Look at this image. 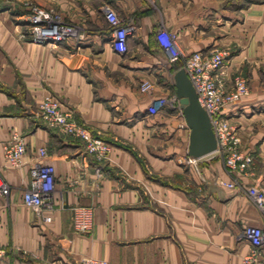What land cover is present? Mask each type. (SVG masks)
I'll list each match as a JSON object with an SVG mask.
<instances>
[{
    "label": "crops",
    "instance_id": "obj_1",
    "mask_svg": "<svg viewBox=\"0 0 264 264\" xmlns=\"http://www.w3.org/2000/svg\"><path fill=\"white\" fill-rule=\"evenodd\" d=\"M0 7V172L11 187L0 198L1 264H241L249 245L246 226H263L264 215L246 194L264 186V0H27L57 7L80 27L60 44L35 43L26 33L25 0ZM134 26L124 53L111 44L104 7ZM160 27L173 32L184 55L233 46L228 61L249 66L250 93L222 110L254 155L245 174L229 175L216 152L188 162L189 129L169 108L151 115L149 105L175 92L182 58L171 60L157 41ZM153 83L143 93V81ZM47 96L72 109L95 137L112 144L98 176L96 161L80 140L50 128L39 115ZM24 137L27 153L14 167L5 157L12 134ZM119 140L136 151L115 146ZM46 148L47 156L39 157ZM37 161L55 169V189L41 213L22 200ZM143 164L148 173L144 170ZM104 170V171H103ZM194 182V192L173 179ZM236 179L229 188L220 181ZM93 209V229L72 228V208ZM49 217L50 221H45Z\"/></svg>",
    "mask_w": 264,
    "mask_h": 264
},
{
    "label": "built area",
    "instance_id": "obj_2",
    "mask_svg": "<svg viewBox=\"0 0 264 264\" xmlns=\"http://www.w3.org/2000/svg\"><path fill=\"white\" fill-rule=\"evenodd\" d=\"M152 1V0H150ZM111 31V44L115 51L124 53L127 50V41L134 31L130 23L123 24L116 13L108 6L104 7ZM29 19L33 42L45 44L64 43L78 37V33L69 28L68 24L60 25L57 15L36 8ZM158 44L165 55L171 60L182 58L181 68L185 70L192 82L201 106L211 118L212 128L217 139V151L223 155V165L226 172L234 177L245 174L253 166L254 155L242 148L241 138L236 126L222 114V110L235 105L249 94L248 81L240 75H229L226 71L228 64L227 53L218 49L210 51H195L184 55L180 50L175 33L160 28L157 32ZM151 90L149 81L140 84V91L147 93ZM164 108L174 110L182 119L181 127L185 124L182 109L175 92L154 100L148 107L150 114H157ZM39 114L47 125L61 134L72 136L84 142L86 153L94 157L97 162H104L110 152L109 145L88 131L86 125L80 124L74 118L70 109H65L59 101L47 96L39 106ZM27 153L24 137L12 134L5 147V157L14 167L22 164ZM47 156L46 148L39 149V157ZM198 159L188 157V162L196 164ZM96 173L102 175V166L98 164ZM30 181L24 191L22 200L26 206L37 213H41L50 201L51 193L55 189V169L51 164L37 161L29 171ZM220 184L229 188L237 186L236 179L220 181ZM246 194L254 202L257 209L264 215V186L254 183L245 188ZM11 187L0 172V198H7ZM71 224L75 232L88 234L93 229V209L90 206H75L72 208ZM45 221H50L45 217ZM243 239L249 245L248 253L242 258L241 264H264V224L263 226H246L242 232ZM6 256V249L0 244V264ZM80 264H109L107 260L98 258H84Z\"/></svg>",
    "mask_w": 264,
    "mask_h": 264
},
{
    "label": "water",
    "instance_id": "obj_3",
    "mask_svg": "<svg viewBox=\"0 0 264 264\" xmlns=\"http://www.w3.org/2000/svg\"><path fill=\"white\" fill-rule=\"evenodd\" d=\"M175 94L189 133L187 155L200 159L217 151L211 118L201 106L195 88L183 68L174 74Z\"/></svg>",
    "mask_w": 264,
    "mask_h": 264
},
{
    "label": "rangeland",
    "instance_id": "obj_4",
    "mask_svg": "<svg viewBox=\"0 0 264 264\" xmlns=\"http://www.w3.org/2000/svg\"><path fill=\"white\" fill-rule=\"evenodd\" d=\"M8 1H10V2H12L13 0H8ZM153 1V3L152 4H154L155 3V0H152ZM2 1H0V7H2L1 5H2V3H1ZM24 6H25V8L27 9L26 11H27V25H26V33L24 34H22V38L23 39H27V40H30V41H33V34H31L32 32V28H31V25H30V22H29V19H30V17L32 16V14L34 13L33 11L36 9V8H39V9H43V10H45V11H47V12H49V13H51L52 15H57V18H59V19H57L58 20V22H59V24L60 25H62V23L63 24H68L69 25V28H71L73 31H75V32H79V30H80V27L78 26V25H76V24H74V23H71V22H69L67 19H65V18H63V15H62V11L60 10V9H58L57 7H49V8H47V7H43V6H41V5H38V4H36V3H32V2H30V1H27V0H25L24 1ZM160 28H164V27H160ZM159 28V29H160ZM158 29V30H159ZM72 39V38H71ZM70 40V39H69ZM58 44H60V43H58ZM179 46V45H178ZM216 49H218V50H220V51H222V52H225V53H227V59H228V61L230 60V58L232 57V55H234L235 53H236V49H235V47H233V46H230V47H224V48H216ZM167 56V55H166ZM249 66H244V67H242V68H239V69H237V68H234L233 70H232V72H231V75L232 76H234V75H240V76H243V77H245L246 79H247V81H248V86H249V93H250V85H249V78H250V72H249ZM149 83H150V85H151V89H152V86H153V83L152 82H150L149 81ZM249 95V94H248ZM72 112H73V110L72 109H70ZM40 115V114H39ZM73 115H74V112H73ZM151 115H154V114H151ZM41 117V116H40ZM74 118H75V116H74ZM47 124V123H46ZM80 124H84V123H80ZM85 125V124H84ZM86 127H87V129H88V131L90 132V134L92 135V136H94L93 135V133H92V131L90 130V128L86 125ZM51 128V127H50ZM68 137H71V138H74V137H72V136H68ZM95 137V136H94ZM99 138V137H98ZM74 139H76V138H74ZM101 139V138H100ZM77 140H80V139H77ZM103 140V139H102ZM81 141V140H80ZM103 141H105V140H103ZM82 142V141H81ZM108 145H109V147H110V152H111V146H112V144L111 143H109V142H107V141H105ZM83 143V146H84V149H85V145H84V142H82ZM114 144H115V146H118V147H122V148H124V149H127L128 151H130V152H132V153H134L135 155L137 154L136 153V151L135 150H133L129 145H127V144H125V143H123V142H121V141H119V140H115L114 141ZM47 150V149H46ZM86 151V150H85ZM110 152H109V154H108V156H107V159L104 161V162H97L95 159H94V157H92L91 155V157L96 161V164L98 163V164H101L100 166H102V167H104L106 164H107V162L109 161V156H110ZM88 154V153H87ZM216 155L219 157V159H220V161H221V163L223 164V160H224V157H223V155L222 154H220V153H216ZM223 167H224V165H223ZM143 168H144V170L148 173V171H147V169H146V167L144 166V164H143ZM252 168V167H251ZM250 168V169H251ZM225 169V168H224ZM104 171V170H103ZM155 178H158V177H155ZM161 179V178H160ZM167 183L168 182H170V183H172V181H173V179H176V181H179V186L183 189V190H187V191H190V192H194V182L189 178V176L186 174V172L185 173H183L180 177H178V175H175V176H173V177H170V178H166V177H164L163 178Z\"/></svg>",
    "mask_w": 264,
    "mask_h": 264
},
{
    "label": "trees",
    "instance_id": "obj_5",
    "mask_svg": "<svg viewBox=\"0 0 264 264\" xmlns=\"http://www.w3.org/2000/svg\"><path fill=\"white\" fill-rule=\"evenodd\" d=\"M155 179H157L159 182H161L164 185L168 184L163 178H161V179L160 178H155Z\"/></svg>",
    "mask_w": 264,
    "mask_h": 264
}]
</instances>
